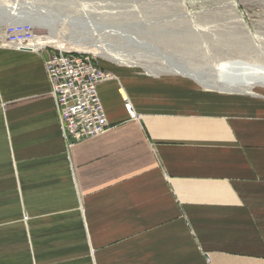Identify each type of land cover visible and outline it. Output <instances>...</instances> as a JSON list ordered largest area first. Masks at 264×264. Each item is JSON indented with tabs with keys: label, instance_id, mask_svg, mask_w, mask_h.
Instances as JSON below:
<instances>
[{
	"label": "crops",
	"instance_id": "obj_1",
	"mask_svg": "<svg viewBox=\"0 0 264 264\" xmlns=\"http://www.w3.org/2000/svg\"><path fill=\"white\" fill-rule=\"evenodd\" d=\"M49 53L0 45V264H264V92L101 61L108 128L67 148Z\"/></svg>",
	"mask_w": 264,
	"mask_h": 264
},
{
	"label": "rangeland",
	"instance_id": "obj_2",
	"mask_svg": "<svg viewBox=\"0 0 264 264\" xmlns=\"http://www.w3.org/2000/svg\"><path fill=\"white\" fill-rule=\"evenodd\" d=\"M13 5L51 24L50 30L34 26L38 38L59 33L49 48L71 50L57 44L73 37L70 28L90 38L83 32L93 24L91 40L108 45L116 59L88 53L98 62L150 75L181 71L214 91L264 92L257 83L264 76V0H0V8ZM62 18L70 28L61 26Z\"/></svg>",
	"mask_w": 264,
	"mask_h": 264
},
{
	"label": "built area",
	"instance_id": "obj_3",
	"mask_svg": "<svg viewBox=\"0 0 264 264\" xmlns=\"http://www.w3.org/2000/svg\"><path fill=\"white\" fill-rule=\"evenodd\" d=\"M1 34L0 45L3 47L33 52L50 49L44 63L45 72L59 132L67 148L106 132L108 123L97 86L110 80L111 75L100 69L95 57L88 53L38 44L34 26L25 20L4 26ZM119 92L130 118H136L123 91L120 89Z\"/></svg>",
	"mask_w": 264,
	"mask_h": 264
},
{
	"label": "bare ground",
	"instance_id": "obj_4",
	"mask_svg": "<svg viewBox=\"0 0 264 264\" xmlns=\"http://www.w3.org/2000/svg\"><path fill=\"white\" fill-rule=\"evenodd\" d=\"M15 6L16 5H13L12 7H15ZM21 9L22 8L19 7V8H16L13 11V13L16 14V16H18V18H19L18 20L19 21L28 20V22L31 23L33 26H39L41 28H45V29H48V30L51 29L50 28L51 24H49V23L45 24V22H43L42 18L40 19L39 17H37L38 15L35 14L34 11H32V10H29V11H24L23 10L22 11ZM43 14H44L43 15L44 17H45V15H48L47 13H43ZM59 22H60L62 27H69L70 28L71 24H70V22H69V20L67 18H62V19L59 20ZM66 29L68 30V28H66ZM51 33L54 34V35L53 36L51 35L50 37H47L46 39L37 38L38 44H40V45H46L47 44L48 45V44L56 43L57 42L56 41V35L59 34V33H53V31ZM68 33H70V35L73 36V37H70V38H67V39H63L64 43L63 44H57L58 47H63L64 44L67 43L69 45L68 47H71V50L73 49V51L83 52V53H94V54H97V55L100 54L102 56H105V57H107L109 59H112V60L116 61V59L114 58V55H113V54H115V52H113L108 47V45H105V44H103L100 41H96V40L92 41L94 39L91 40V36L96 35L95 34L96 33V29H95L93 24H90V25L86 24V32L85 33L83 32V34L90 36V38H87V36L86 37H81L82 32L79 33L75 29L71 30V28L68 30ZM60 36H62V35H60ZM64 36H62V37H64ZM184 73L181 72V71H175V74H180V75L186 76ZM192 78L193 79H197L196 76H194V75L192 76ZM199 81H197V82H199ZM203 83H205V82L203 81ZM203 83H200V84H203ZM257 83L260 84L262 87H264V76L259 77ZM129 107L131 109L130 105H129Z\"/></svg>",
	"mask_w": 264,
	"mask_h": 264
},
{
	"label": "water",
	"instance_id": "obj_5",
	"mask_svg": "<svg viewBox=\"0 0 264 264\" xmlns=\"http://www.w3.org/2000/svg\"><path fill=\"white\" fill-rule=\"evenodd\" d=\"M15 7L19 8L17 5ZM15 7L7 6L0 8V26L14 24L19 21L18 16H16V14L13 13V11L16 9ZM25 21L28 22V20Z\"/></svg>",
	"mask_w": 264,
	"mask_h": 264
}]
</instances>
